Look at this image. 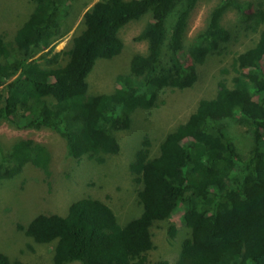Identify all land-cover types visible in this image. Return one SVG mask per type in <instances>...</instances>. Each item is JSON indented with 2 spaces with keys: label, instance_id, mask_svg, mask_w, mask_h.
<instances>
[{
  "label": "trees",
  "instance_id": "16d2710c",
  "mask_svg": "<svg viewBox=\"0 0 264 264\" xmlns=\"http://www.w3.org/2000/svg\"><path fill=\"white\" fill-rule=\"evenodd\" d=\"M70 1L32 0L13 39L0 33V123L56 132L64 158L75 162L86 157L101 163L118 153L116 132L130 128L133 111L157 105L166 88L191 87L197 65L230 38L222 24L226 11L234 10L258 37L233 58L231 79L219 80L215 95L201 98L184 122L160 139L142 134L130 163L140 184L135 217L119 223L110 201L92 191L71 201L64 214L40 212L17 229L53 244L47 264H149L152 225L181 206L189 234L174 264H264V0H218L189 39L199 0H96L84 10L79 32L48 57L68 28ZM146 14L133 38L146 42L145 52L129 57L128 72L115 75L112 91L89 93L86 78L96 60L121 53L120 29ZM229 125L243 128V148ZM27 164L48 177L52 153L31 137L7 150L0 145V180L14 178ZM176 232L171 225L169 237ZM0 264L17 262L0 252Z\"/></svg>",
  "mask_w": 264,
  "mask_h": 264
},
{
  "label": "rangeland",
  "instance_id": "374dc122",
  "mask_svg": "<svg viewBox=\"0 0 264 264\" xmlns=\"http://www.w3.org/2000/svg\"><path fill=\"white\" fill-rule=\"evenodd\" d=\"M95 1H70L73 10L69 14L68 28L52 43V52L48 57L64 49L69 39L79 32L83 26L81 19L84 10ZM217 1L197 2L190 15L186 38H191L203 27L209 10ZM33 6L32 0H0V33L12 40L15 29ZM148 18L146 14L128 22L120 29L119 36L123 41V49L111 59L96 60L86 78L89 93L112 91L115 88V75L128 72L129 57L134 53L145 52L146 42L133 38ZM222 24L229 30L230 38L215 54L209 55L202 64L197 65L196 82L185 89L166 88L159 94L157 105L147 110L133 111L130 128L116 132L120 147L118 153L106 155L101 163L86 157L80 162L64 158L62 138L48 128H19L10 121L0 123V145L6 150L16 139L31 137L48 147L53 162L48 177L38 174L27 164L25 166L28 168L14 178L0 180V252L7 254L17 264L49 263L53 244L33 241L18 230L16 224H26L33 215L40 212H55L62 215L71 201L86 192L94 191L107 198L121 224L140 212L141 205L136 194L140 184L130 170V163L142 134L148 132L152 137L160 139L176 124L184 122L201 98H211L215 95L216 83L219 80L231 79L233 74L231 65L235 55L252 46L257 40L258 33L250 28H244L236 18L234 10L225 12ZM64 61L65 56L58 59L59 64ZM229 131L237 145L243 148L247 141L246 135H243V128L229 125ZM157 150L155 146L152 154H156ZM171 225L177 231L172 238L168 235ZM150 230L153 248L148 251V263L155 264L165 259L168 264H174L180 242L189 234L182 217L181 206L166 219L155 221Z\"/></svg>",
  "mask_w": 264,
  "mask_h": 264
}]
</instances>
